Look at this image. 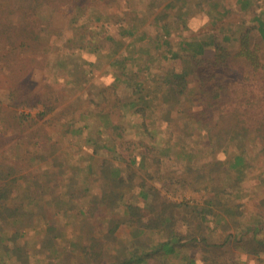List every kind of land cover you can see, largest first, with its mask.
Instances as JSON below:
<instances>
[{"label": "trees", "instance_id": "16d2710c", "mask_svg": "<svg viewBox=\"0 0 264 264\" xmlns=\"http://www.w3.org/2000/svg\"><path fill=\"white\" fill-rule=\"evenodd\" d=\"M18 1L25 3L22 7L27 8L26 14L30 16H38L44 4L53 6L54 11L69 14V27L74 32L63 42L65 51L73 47L80 53H98L109 43L110 48L119 53L113 65L119 71L116 80L133 89L132 99L126 104L131 115L139 119L141 137L123 138L126 104L117 93V85L100 88V93L91 100L94 108L89 104L88 117L93 111L96 113L94 117H101V131L96 141L104 133L108 136L103 144L109 154L100 171L103 178L101 197L94 199L87 195L90 190L88 179L95 172L92 166H89L90 171L86 172V180L80 187L72 177L68 178L67 184V194L72 201L69 200V210H75L81 221L90 220L99 203L115 210L114 215L118 214L116 218L112 215L113 218L104 219L110 227L108 233L114 239L122 222L133 225L138 233L133 247L120 249L128 253L131 248L133 255L107 261L102 257V249H98L103 245L93 236L87 238L90 246L83 244L79 247L81 254L86 255L91 264H133L154 254H180L187 246L204 252L205 264H249L244 256H253L257 264H264L263 224L252 219L249 224L241 225L239 205H230V196L241 197L240 186L250 166L249 149L258 145L260 153H264V99L254 102L247 98L243 102L227 97L225 93L230 87L223 79L233 63L239 61L258 76L264 90L262 16L255 15L252 22L243 21L234 35L224 34L221 38L216 33L209 35L208 39H183L175 49L173 36L186 31L188 20L194 16L190 13L189 0ZM178 1H183L184 8L173 13V4ZM198 1L199 4L205 2L212 11H218L223 3V0ZM236 5L248 9L252 0H237ZM94 9L107 14L92 12ZM210 19L212 21V16ZM110 30H116L129 41L116 40L113 34H108ZM209 48L211 54L206 55ZM66 54L62 56L64 60ZM162 59H181L184 66L181 69L170 67L151 82V68ZM135 66L138 69L133 72ZM146 73L147 77L142 76ZM257 106L260 112L253 111ZM45 107L44 115L55 110V107ZM104 130H113L118 135ZM81 132L84 133L83 128L75 129L74 133ZM232 148H236L237 153L228 156ZM221 154H226L225 159H220ZM119 160H124L123 171L111 162ZM148 180H158L169 189H204L209 195L203 204L175 203L162 196ZM12 183L5 179L0 187V207L6 213L11 211L4 207V203L11 196ZM81 192L84 194L79 197ZM127 194L129 200L137 201V204H126L123 214L121 209ZM150 196L152 199L146 202ZM10 223L14 225L16 222ZM10 228V224L0 227V264L4 253L14 249L8 242L21 234L20 230L11 231L7 237ZM56 231V228H49L52 238L47 245L51 247H55L57 239L62 237V233ZM147 231L155 232L158 242L155 239L152 243L141 242L138 237ZM81 232V236L88 235L82 227ZM217 235L224 237L223 242ZM20 251L21 248L17 247L21 264H29ZM110 251L107 249L106 252Z\"/></svg>", "mask_w": 264, "mask_h": 264}, {"label": "rangeland", "instance_id": "374dc122", "mask_svg": "<svg viewBox=\"0 0 264 264\" xmlns=\"http://www.w3.org/2000/svg\"><path fill=\"white\" fill-rule=\"evenodd\" d=\"M17 1L0 0V187L5 179L13 182L12 199L5 204L7 207L12 206L11 211L6 213L0 207V227L12 226L6 232L8 237L9 232L17 226H27L26 235L18 240H10L8 245L11 248L22 246V255L31 264H84L85 256L78 257L79 247L85 243L91 245L87 239L89 236L95 237L103 245L102 248L98 247L102 249L103 258L122 257L124 253L120 249L130 247L129 244L138 236L133 225L122 222L121 228L114 233V239L108 233L110 227L104 219L116 218L118 214H113L115 210L98 203L95 215L88 221H81L80 217H76L75 210H69V200L72 201L67 194L68 178L76 179L80 187L86 180V172L90 171L89 166L94 167L95 172L88 179L90 190L87 195L97 199L103 192L100 171L109 154L103 146L108 136L104 133L96 141L101 131V117H94L93 114L88 117V112L92 98L105 86L117 85V93L125 104L132 97V87L116 80L115 75L119 71L113 65L119 53L111 49L109 43L98 53H80L73 47L65 51L63 42L74 32L69 27V14L54 11L53 6L44 4L39 15L34 17L26 14L27 8L22 7L23 1ZM189 1L190 13L194 16L188 20L186 31L173 36L175 49L183 39H208V35L216 33L221 38L224 34L234 35L243 21L252 22L257 14L264 19V0H252L248 9L238 7L237 0H223L218 11H212L205 2L199 4L198 0ZM184 5L183 1L174 3L172 12L182 10ZM95 11L107 14L98 9L92 12ZM108 34H113L122 43L127 40L116 30H110ZM206 52V55H210L211 48ZM65 54L66 60L62 58ZM236 62L223 76L230 87L225 93L227 97L243 102L247 98H252L254 102H258L259 98L264 99L263 83L257 80L258 76L253 75L243 63ZM183 66L181 59H162L152 66L153 75L149 76V80L153 82L158 79L170 67L181 69ZM137 69L133 67V72ZM144 75L147 77V73ZM109 93L113 92L109 90ZM91 105L94 108L93 103ZM45 106L55 107V110L44 115ZM127 108L126 104L123 138L141 137L139 119L133 117ZM259 109L257 106L253 111ZM79 128H83L84 133H74ZM112 131L108 132L118 135ZM86 138L91 141L88 142ZM255 146L248 151L250 166L240 188L241 197L230 196V205H239L241 225L256 219L264 227V153H260V146ZM123 148H127V145H123ZM121 152L123 149L119 154ZM229 153L228 156H233L237 149L232 148ZM219 157L225 159L226 154ZM111 162L119 165L123 171L124 160ZM148 181L159 189L162 196L175 203L203 204L209 195L204 189H169L158 180ZM83 194L81 192L79 197ZM150 199L152 196L146 202ZM129 202L137 204V201L129 200L127 194L121 209L123 214ZM13 220L16 222L14 225L10 223ZM49 226H66L67 231L76 233L63 243L55 242V251V248L43 246ZM81 227L88 235L81 236ZM138 238L143 243L159 240L158 235L151 231ZM14 249H8L1 264H21V261H16L18 256ZM107 249L112 251L107 253ZM164 257L175 259L174 255ZM159 260L156 264H160Z\"/></svg>", "mask_w": 264, "mask_h": 264}, {"label": "crops", "instance_id": "0c3cea01", "mask_svg": "<svg viewBox=\"0 0 264 264\" xmlns=\"http://www.w3.org/2000/svg\"><path fill=\"white\" fill-rule=\"evenodd\" d=\"M208 35V34H207ZM208 37H209V35H208ZM122 83V82H121ZM126 85V84H125ZM132 96H133V93H132ZM130 99H132V97L130 98ZM130 101V100H129ZM91 109H93V108H91ZM128 109V108H127ZM93 113V115H96V113L93 111L92 112ZM247 175H248V173L246 174V176H245V180H246V178H247ZM244 180V181H245ZM243 181V182H244ZM242 182V183H243ZM242 183H241V185H242ZM240 188H241V186H240ZM241 191V190H240ZM12 199V195L10 196V198L8 199L9 201ZM8 203V201H6L5 203H4V207H7L5 204H7ZM12 206H10L9 208H11ZM75 224H77V223H75ZM79 224V223H78ZM249 224V223H248ZM64 225V224H63ZM211 225H213V226H215L214 224H211ZM121 226H122V224H121ZM121 226L119 227V229L121 228ZM49 227H53V226H49ZM53 228H56V232H59V230L58 229H60L61 231V233H62V237L61 238H58L57 239V241L56 242H65L67 239H70L71 237H73L74 236V234L76 233L75 231H67V228H66V226H61L60 228H58L57 226H55V227H53ZM26 229H27V226H25V227H23L22 228V226L20 225V226H17L15 229H13V232H17L18 230H20V232H21V234H20V236H17L16 237V240H18L20 237H24L25 235H26ZM118 229V230H119ZM117 230V231H118ZM78 231H80V229L78 230ZM116 231V232H117ZM11 232V231H10ZM9 232V233H10ZM59 232V233H60ZM47 233L49 234V228H48V230H47V232H46V236H45V239H44V242H43V246H48L49 248H55V251L57 250L56 249V245H55V247L54 246H49V245H47V242L49 241V239H51L52 238V236L50 235H47ZM10 235V234H9ZM218 236V238H219V236L220 235H217ZM220 239V241L221 242H223V240H224V237H220L219 238ZM134 243V241L133 242H131L129 245H130V247H133V244ZM46 244V245H45ZM86 244V243H85ZM90 246V245H89ZM17 247H19V248H21V251H20V253H23L22 252V249H23V247L22 246H17ZM17 247H14L15 249H14V252H16V255L18 256L17 258H16V261H19V252H17ZM188 249H190L189 247H187V246H185L184 248H182L181 249V252H180V254H173L174 256H175V259H171V257L170 258H166V257H164L163 258V256L160 254V255H158V254H154V255H152L150 258H148V259H146L145 261L143 260V261H139V262H136V263H133V264H156L157 262H158V258H160V260H159V263L160 264H171V263H173V264H205V259H204V252H202L201 250H195V251H193V252H190V251H188ZM24 250V249H23ZM80 250V249H79ZM184 250H185V253H184ZM52 252H54L53 250H51ZM188 251V252H187ZM1 252V251H0ZM123 252H125V251H123ZM133 252V250H131V248H130V250H129V252L127 253V252H125L124 253V255H123V259H125V258H129L130 256H132L133 254H131ZM140 254V253H139ZM4 255H5V253H4ZM81 255H83V254H81V251H80V254L78 255V257H80ZM128 255V256H127ZM83 256H85V261H84V264H91L92 263V261L90 262L89 261V258L88 257H86V255H83ZM169 256V255H168ZM24 257L25 258H27L25 255H24ZM103 257V256H102ZM186 257H188L187 259H186ZM3 258V257H2ZM109 258V257H108ZM120 258V257H119ZM28 259V258H27ZM103 259H105V260H113L112 258L111 259H106V258H103ZM244 259H247V261L249 262V264H257L256 263V261H255V257H253V256H244ZM1 260H3L4 261V259H1ZM151 261H152V263H151ZM4 264V263H3ZM29 264H31L30 262H29ZM96 264H100V262H96Z\"/></svg>", "mask_w": 264, "mask_h": 264}]
</instances>
